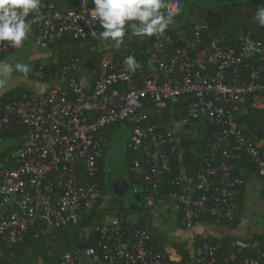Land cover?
Here are the masks:
<instances>
[{"label": "built area", "instance_id": "2783aa9c", "mask_svg": "<svg viewBox=\"0 0 264 264\" xmlns=\"http://www.w3.org/2000/svg\"><path fill=\"white\" fill-rule=\"evenodd\" d=\"M163 3L168 14L180 7L178 0ZM93 8V0H76V8L67 12L40 2L39 10L26 17L31 31L22 46L28 38L39 47L63 37L97 39L99 20L93 18ZM15 50L0 42V55ZM97 51L102 57L89 89L76 74L82 60L72 57L58 67L44 63L34 68L46 90L22 92L0 105V132L14 126L23 130L19 147L0 155V243L17 244L30 230L34 238L47 236L76 225L80 214L107 205L97 175L102 132L114 124L130 127L123 149L139 153L129 173L149 188L146 208L177 204L186 228L206 218L215 223L238 220L237 196L244 179L234 174L235 159L245 157L264 178V144L246 134L237 119L247 108H264V65L252 63L264 52V43L253 29L240 34L234 45L197 24L173 33L165 30L140 47L139 53L148 57L144 64L133 49L119 57L102 47ZM128 56L139 64L135 71L124 63ZM183 97L187 102L177 117L150 121L147 108L173 105ZM198 123L213 125L215 131L195 154L189 172L183 163V135ZM93 230L101 264H166L150 232L128 217L106 218ZM217 252L216 245L204 240L195 247L193 262L220 264ZM60 264L84 263L75 247L63 253ZM237 264H264V250L255 256L240 253Z\"/></svg>", "mask_w": 264, "mask_h": 264}, {"label": "trees", "instance_id": "16d2710c", "mask_svg": "<svg viewBox=\"0 0 264 264\" xmlns=\"http://www.w3.org/2000/svg\"><path fill=\"white\" fill-rule=\"evenodd\" d=\"M40 2L53 3L55 7L62 12H67L76 8V0H40ZM261 7H264V0H221V4L217 9L219 21L218 27H216L217 30L208 28V31L219 38V28L225 26L226 29L224 34L226 43L228 45H234L237 42L238 36L240 34L244 33L248 29H253L255 38L261 40L264 43V26L260 25L259 22L254 19L257 9ZM161 12L164 16H167L164 14L163 9H161ZM128 23L130 22H126L125 25V35L128 31L131 30L128 27ZM186 27L187 25H177L175 17H172V23L169 24L166 31L169 33H173L177 28ZM101 31H103V29L99 22V33ZM151 39L152 36H147L144 40L136 41L137 43L135 45H132L136 60H140L142 64L148 61V57L147 55L140 54L139 49ZM133 42L135 43V40H133ZM96 45L97 39L81 40L70 37L60 38L48 45L51 56L47 64L51 67H58L62 65V63L66 59L72 57H80V59L82 60L81 64L84 63L88 65L90 63L93 65H98L101 59V53L94 49ZM115 53L116 55L118 54L117 52ZM252 63L264 65V52L258 53L252 59ZM31 79L36 80L33 74L31 75ZM29 91L33 90L24 89L21 87L2 90V92L0 93V105L20 95L22 92ZM186 102L187 98L183 97L173 105L165 104L163 106H151L147 108L146 113L148 114L150 121L162 122L170 117H177L179 114H181L184 110ZM237 119L243 126V130L246 134L257 136L259 143L264 144V108H247L243 112L237 114ZM193 127H196L197 129L195 135H193V133H186L183 135L185 146L183 163L189 172L191 171V166L195 154L207 146V144L212 139L215 131V127L213 125H208L206 123H198ZM22 131L23 130L21 126H14L11 129L3 130L0 132V138H8L12 140V142L5 149L0 151L1 156H6L10 154L12 150L19 147ZM138 156L139 153L137 151L127 150V166L129 167L131 162ZM239 160L247 161L245 157H240ZM176 167L177 162H174V170L176 169ZM100 169L97 176L101 185L104 186ZM80 181L82 183L86 182L85 178L83 177ZM135 182L139 183L140 185V189L135 194L134 203L131 204L135 206V209L124 207L122 206V204H119L115 212L116 216L123 215L125 217H128L130 213L134 212L138 213L139 217L141 215L143 217L146 216V209L144 208L143 202L144 197L148 194L149 188L143 182ZM109 209L110 208L108 203L104 207H94L93 209L80 214L78 223L76 225L58 229L47 236L34 238L32 235L33 231L30 230L25 238L17 244L5 246L0 243V251L2 254V256H0V264H11L9 261H13V257L15 254L19 256L23 249L32 247L35 244H39L40 246L44 247L45 251L47 252L45 259V261L47 262L46 264H60L63 253L67 250L75 248V241L79 238H84L88 243H90L96 251V257L100 261H102L100 252L95 244L96 234L93 230V226L95 224L101 223L106 219V216H108L109 214ZM134 224L136 227L146 228L148 231L150 230V228L145 224V219L141 220L139 218V220ZM85 233H87L86 236ZM263 236L264 231L257 237L258 242L254 245L250 244L236 246L235 250L233 251L235 254L229 261H231L232 264H237V261L240 258V253L247 256H255L257 254V250L261 249L259 241ZM206 240L214 245L216 244L215 241H211L209 239ZM239 248L241 252H238ZM156 249L160 250L157 247ZM217 256L219 258L220 264H225V260L223 259V257L219 256V251L217 252ZM102 264L104 263L102 262Z\"/></svg>", "mask_w": 264, "mask_h": 264}, {"label": "crops", "instance_id": "0c3cea01", "mask_svg": "<svg viewBox=\"0 0 264 264\" xmlns=\"http://www.w3.org/2000/svg\"><path fill=\"white\" fill-rule=\"evenodd\" d=\"M165 0H163L164 2ZM180 3L179 11L173 16L176 19L177 25H191L197 24L217 30L218 21V6L221 4V0H178ZM187 4V6H186ZM199 4V6H198ZM164 10V9H163ZM165 14V10H164ZM168 15V14H165ZM137 23H139L137 21ZM225 26L219 28L220 37L219 39L226 43L225 40ZM100 34V33H99ZM146 35H134L132 30L128 31L123 37V42L119 45L114 40L108 38L107 40L101 39L98 35L97 45L94 49L99 47L107 49L108 52L113 53L114 56L119 57L124 52L131 50L132 45H135L136 41H142L146 38ZM32 41V38H28L24 45ZM135 40V43L133 42ZM90 42V41H88ZM133 43V44H132ZM24 45L22 47H24ZM30 60V71L25 78L31 79L34 67L38 64L48 63L51 56L50 51H40L34 43L32 44ZM228 45V44H227ZM21 47V48H22ZM20 49V48H19ZM18 50V49H17ZM117 52L118 54L116 55ZM6 56L5 54L0 55V60ZM102 57V56H101ZM6 60H2L0 63H6ZM254 64V63H253ZM97 65L93 64H80L76 70V74L80 83L84 88L89 89L94 80ZM8 76L6 89H14L21 87L24 89L43 91L48 88L46 83L36 82L35 85L39 86L35 89L34 85L29 84L21 75L12 72ZM23 76V75H22ZM25 80V81H24ZM35 80V79H33ZM18 84V85H16ZM118 127H128V133L120 134L123 137V142L120 145V149L124 152L123 167L124 171L127 172V176H117L115 185H112V179L106 181L105 179V156L113 144L114 129ZM197 132L196 127L193 128L191 133L195 135ZM130 133V127L124 124L111 125L106 127L102 132L103 150L100 158V170L101 177L103 180L104 187L106 183L113 188V193H109L108 205L109 208L114 206L117 209L119 204L124 207L135 209L134 205L124 203L120 196L125 190L133 188L138 185L129 173V167L127 166V150L123 149V144ZM234 174L244 179V184L239 190L237 196V205L240 210V217L235 222L223 221L215 223L212 219L206 218L197 221L192 228H186L181 222V210L179 205L174 203H168L161 207L144 208L146 209V216L142 215L139 217L138 213H130L128 218L136 223L139 218L145 219V224L150 228V234L152 243L155 247L159 248L166 257V264H194L193 253L195 247L202 241L209 239L216 242V246L219 251V256L223 259L231 260L234 256L235 247L238 245H250L258 242L257 237L264 231V178L259 177L248 160L240 161L239 158L235 159L234 162ZM106 189V187H105ZM134 196L136 188H133ZM119 190V191H117ZM115 202V203H114ZM144 205V202H143ZM111 209V208H110ZM116 216L115 214L108 215L106 218ZM87 233H85V236ZM225 242V243H224ZM261 249L264 250V236L259 241Z\"/></svg>", "mask_w": 264, "mask_h": 264}, {"label": "clouds", "instance_id": "9594fccd", "mask_svg": "<svg viewBox=\"0 0 264 264\" xmlns=\"http://www.w3.org/2000/svg\"><path fill=\"white\" fill-rule=\"evenodd\" d=\"M93 4L91 14L103 29L99 37L111 38L117 45L123 42L126 22H130L128 27L134 35H162L179 11L177 8L164 16L161 12L166 6L163 0H93ZM39 7L40 0H0V42L7 41L19 49L31 31L26 17L30 12L38 11ZM254 19L264 26V7L257 9ZM124 63L129 71L139 67L133 56L126 57ZM15 69L24 76L30 71L29 66L23 63L15 64ZM12 70L9 64L0 63V88L6 86ZM84 107L90 108L91 105L85 104Z\"/></svg>", "mask_w": 264, "mask_h": 264}, {"label": "rangeland", "instance_id": "374dc122", "mask_svg": "<svg viewBox=\"0 0 264 264\" xmlns=\"http://www.w3.org/2000/svg\"><path fill=\"white\" fill-rule=\"evenodd\" d=\"M186 6H187V4H186ZM198 6H199V4H198ZM32 44H33L32 41L28 40V42L26 43V45H24V47H22L18 50H15L11 53H6V56L3 59H1L0 62L2 60H6L5 62L12 67V69H13L12 72L21 75V77L23 79H25L29 84L34 85L35 89H38L39 86L35 85V83L36 82L40 83V81L33 80V79L29 80V79L25 78V76L22 73H20L19 71H17L15 69V64H17V63H23V64L30 66L29 57L31 55V48L33 47ZM37 50H40L42 52L50 51L48 46L37 48ZM12 72H11V74H12ZM9 77L10 76L7 77V80L9 79ZM16 85H18V84H16ZM6 86H7V84H6ZM6 86L3 88H0V93L2 92V90L4 88H6ZM128 132H129L128 127H118L116 129H114L113 144L111 145L109 151L107 152V155L105 156V161H104L105 179L108 182L110 181V179H112L113 182L111 183V187H112V185H115L114 180L116 179L117 176L128 177L127 172L124 171V167H123L124 152L119 148L121 143L123 142V137H121L120 134L128 133ZM11 142H12L11 139L0 138V151L5 149ZM105 187L109 193H113L114 190H113V188L110 187V185L108 183H106ZM134 187L136 188V190L139 189L138 185H136ZM133 188H129V189L125 190L121 195H119L120 199L124 203H127V204L134 203L135 196L133 193V190H134ZM117 191H119V190H117ZM110 208L111 209H109V214L110 215L115 214L116 209H114V208H116V207L112 206ZM46 255H47V252L45 251L44 247L40 246L39 244H35L32 247H28V248L23 249L19 256L15 254L13 257V261H9V262L11 264H46L47 263L45 261ZM0 256H2L1 251H0Z\"/></svg>", "mask_w": 264, "mask_h": 264}, {"label": "water", "instance_id": "95a60500", "mask_svg": "<svg viewBox=\"0 0 264 264\" xmlns=\"http://www.w3.org/2000/svg\"><path fill=\"white\" fill-rule=\"evenodd\" d=\"M165 14H168L166 10ZM75 247L78 249L79 258L84 264H101L100 260L96 257L95 249L84 238L77 239Z\"/></svg>", "mask_w": 264, "mask_h": 264}]
</instances>
